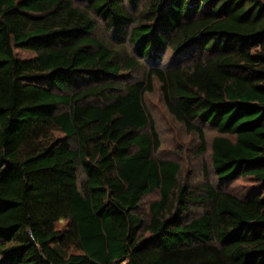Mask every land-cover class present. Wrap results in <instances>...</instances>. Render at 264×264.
Wrapping results in <instances>:
<instances>
[{"label":"trees","instance_id":"1","mask_svg":"<svg viewBox=\"0 0 264 264\" xmlns=\"http://www.w3.org/2000/svg\"><path fill=\"white\" fill-rule=\"evenodd\" d=\"M153 81L213 182L153 156ZM123 263L264 264V0H0V264Z\"/></svg>","mask_w":264,"mask_h":264},{"label":"rangeland","instance_id":"2","mask_svg":"<svg viewBox=\"0 0 264 264\" xmlns=\"http://www.w3.org/2000/svg\"><path fill=\"white\" fill-rule=\"evenodd\" d=\"M141 9V5L138 4L131 9V14L135 16ZM134 12V13H133ZM133 16V17H134ZM95 36L111 50H115L119 55H132V49L128 45L126 38L120 36L115 37L112 32H106L102 27L95 32ZM19 58H30L33 56L31 53L17 51ZM174 54L170 50L165 49L160 58L153 63H148L147 61H140V68L131 73H125L124 79L118 83L123 85L125 83H133L136 81H141L144 77L145 72L157 66L160 68H167L174 62ZM177 61V60H175ZM96 102V101H91ZM145 107L150 114L153 126L156 134L159 137V148L153 154L155 158H160L164 160H175L180 165V175L179 181L187 183L188 185L194 186L200 183L201 177H203V170H206L208 180L213 182V177L210 170L209 152H210V141L215 135L213 129L204 126L205 130V152L199 154V142L195 134H188L185 128L177 123L173 118L165 111L163 106L159 85L156 81L152 83V92L147 94L144 98ZM214 184V183H213ZM255 183L252 180L246 178H237L230 185L221 187L223 191H227L231 194L242 196L246 193L255 189ZM157 198V193L149 195L144 198L143 205L155 200ZM63 223L57 224V228H61ZM125 264V263H123Z\"/></svg>","mask_w":264,"mask_h":264}]
</instances>
